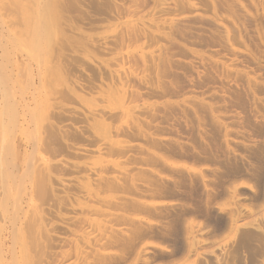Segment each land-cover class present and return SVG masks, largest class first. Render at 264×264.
<instances>
[{
    "label": "rangeland",
    "instance_id": "1",
    "mask_svg": "<svg viewBox=\"0 0 264 264\" xmlns=\"http://www.w3.org/2000/svg\"><path fill=\"white\" fill-rule=\"evenodd\" d=\"M0 264H264V0H0Z\"/></svg>",
    "mask_w": 264,
    "mask_h": 264
}]
</instances>
